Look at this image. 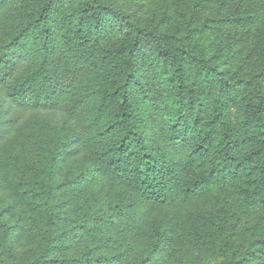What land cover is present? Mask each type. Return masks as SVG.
Returning a JSON list of instances; mask_svg holds the SVG:
<instances>
[{
    "label": "trees",
    "instance_id": "obj_1",
    "mask_svg": "<svg viewBox=\"0 0 264 264\" xmlns=\"http://www.w3.org/2000/svg\"><path fill=\"white\" fill-rule=\"evenodd\" d=\"M111 17L125 25L120 43H106ZM147 57L166 96L156 98L139 80ZM262 68L215 92L211 60L170 45L165 34L100 0H0V132L21 110L28 117L14 138L37 147L34 137L50 136L39 114L64 113L73 145L93 157L99 174L132 189L133 203L113 225L125 236L150 237L156 248L182 218L184 235L211 248L219 230L212 203L221 193L264 212Z\"/></svg>",
    "mask_w": 264,
    "mask_h": 264
},
{
    "label": "rangeland",
    "instance_id": "obj_2",
    "mask_svg": "<svg viewBox=\"0 0 264 264\" xmlns=\"http://www.w3.org/2000/svg\"><path fill=\"white\" fill-rule=\"evenodd\" d=\"M100 1L165 34L170 45L211 60L218 68L215 92L263 69L264 0ZM67 8L66 1L55 17ZM108 26L106 43L122 42L127 31L121 20L111 17ZM139 66L146 88L156 98L166 96L151 60L141 58ZM217 102L214 98L210 112ZM164 105L159 101L161 111ZM12 117L18 122L0 132V264H264V212L258 207L243 205L229 191L221 193L212 203L219 230L211 248L184 235V218L156 248L150 237L125 236L113 225L133 203L132 189L99 174L93 157L73 145L64 113L39 114L50 136L34 137L36 148L26 146L22 135L14 138L28 117L25 112ZM159 120L167 127L164 114ZM147 139H152L151 123Z\"/></svg>",
    "mask_w": 264,
    "mask_h": 264
}]
</instances>
